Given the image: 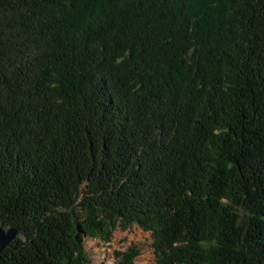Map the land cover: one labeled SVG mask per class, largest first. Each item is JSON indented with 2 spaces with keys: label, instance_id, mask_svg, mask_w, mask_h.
I'll return each instance as SVG.
<instances>
[{
  "label": "trees",
  "instance_id": "trees-1",
  "mask_svg": "<svg viewBox=\"0 0 264 264\" xmlns=\"http://www.w3.org/2000/svg\"><path fill=\"white\" fill-rule=\"evenodd\" d=\"M0 224V264L135 224L152 264H264V0H0Z\"/></svg>",
  "mask_w": 264,
  "mask_h": 264
},
{
  "label": "rangeland",
  "instance_id": "rangeland-1",
  "mask_svg": "<svg viewBox=\"0 0 264 264\" xmlns=\"http://www.w3.org/2000/svg\"><path fill=\"white\" fill-rule=\"evenodd\" d=\"M150 242V233L135 224L125 230L115 229L109 242H103L99 238H86L84 245L91 264H112L114 250L125 251L132 245L139 250L133 264H152L154 254Z\"/></svg>",
  "mask_w": 264,
  "mask_h": 264
},
{
  "label": "water",
  "instance_id": "water-1",
  "mask_svg": "<svg viewBox=\"0 0 264 264\" xmlns=\"http://www.w3.org/2000/svg\"><path fill=\"white\" fill-rule=\"evenodd\" d=\"M18 236V231L13 225L2 226L0 224V253Z\"/></svg>",
  "mask_w": 264,
  "mask_h": 264
}]
</instances>
